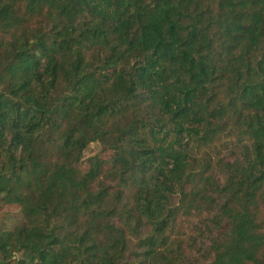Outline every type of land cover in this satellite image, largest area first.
<instances>
[{
	"label": "trees",
	"instance_id": "trees-1",
	"mask_svg": "<svg viewBox=\"0 0 264 264\" xmlns=\"http://www.w3.org/2000/svg\"><path fill=\"white\" fill-rule=\"evenodd\" d=\"M10 207L0 264H264V0H0Z\"/></svg>",
	"mask_w": 264,
	"mask_h": 264
},
{
	"label": "rangeland",
	"instance_id": "rangeland-1",
	"mask_svg": "<svg viewBox=\"0 0 264 264\" xmlns=\"http://www.w3.org/2000/svg\"><path fill=\"white\" fill-rule=\"evenodd\" d=\"M101 151V148L96 145V144H92L90 145L87 150L85 151L84 155H83V162H85L88 158L98 154ZM221 151V149H220ZM221 152L220 154L222 156H226V152L224 151V153ZM83 170H85V168H82ZM8 213V215L14 217L15 219H19L20 218V214L18 213V208L16 207H10V208H6L5 210L0 211V220L4 217V215ZM193 224H196L197 221L192 222Z\"/></svg>",
	"mask_w": 264,
	"mask_h": 264
}]
</instances>
